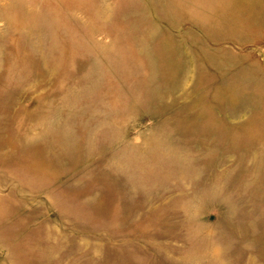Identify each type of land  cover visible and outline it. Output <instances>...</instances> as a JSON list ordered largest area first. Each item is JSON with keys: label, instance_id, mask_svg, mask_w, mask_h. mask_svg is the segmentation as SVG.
Masks as SVG:
<instances>
[{"label": "rangeland", "instance_id": "rangeland-1", "mask_svg": "<svg viewBox=\"0 0 264 264\" xmlns=\"http://www.w3.org/2000/svg\"><path fill=\"white\" fill-rule=\"evenodd\" d=\"M0 264H264V0H0Z\"/></svg>", "mask_w": 264, "mask_h": 264}]
</instances>
